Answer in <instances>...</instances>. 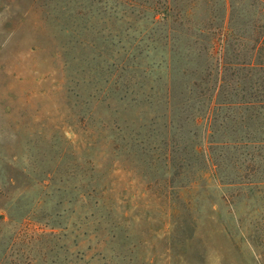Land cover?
Returning <instances> with one entry per match:
<instances>
[{
  "label": "rangeland",
  "instance_id": "1",
  "mask_svg": "<svg viewBox=\"0 0 264 264\" xmlns=\"http://www.w3.org/2000/svg\"><path fill=\"white\" fill-rule=\"evenodd\" d=\"M259 1L0 0V264H264V145L194 85Z\"/></svg>",
  "mask_w": 264,
  "mask_h": 264
},
{
  "label": "trees",
  "instance_id": "2",
  "mask_svg": "<svg viewBox=\"0 0 264 264\" xmlns=\"http://www.w3.org/2000/svg\"><path fill=\"white\" fill-rule=\"evenodd\" d=\"M209 1L205 0L206 3ZM259 3L263 4V12L261 15L255 14L256 18L249 25L251 31L248 43L244 41L243 33H237L235 36L233 31H225V25H219L220 23L216 25L211 21L205 27L200 28L202 32L205 28L211 35L209 38L205 35L208 38L207 43L197 44L198 53L204 61L203 70H200L204 83L194 81V85L200 88V94L204 96L210 117L221 109L239 113L240 120L238 121L242 127L247 129L245 135H240V137L237 134L239 128H232L236 135L232 132L226 139L216 141L226 145H264V1H259ZM193 6L195 2L186 11H191L195 8ZM214 28L219 29V32L214 31ZM229 34L234 35V43L227 38ZM221 35H224L222 39ZM215 38L218 40L216 41ZM224 42H228L232 47V52L227 54L224 51L223 55L217 56L219 45L226 49ZM241 84H243L242 89L247 92L238 91ZM224 117L231 116L224 114ZM235 118L236 116L233 115L232 119ZM254 124L255 128L250 127ZM230 182L237 183L238 181L232 179Z\"/></svg>",
  "mask_w": 264,
  "mask_h": 264
}]
</instances>
